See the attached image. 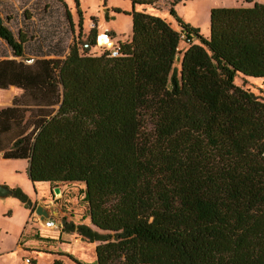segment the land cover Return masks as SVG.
<instances>
[{"label":"trees","instance_id":"trees-1","mask_svg":"<svg viewBox=\"0 0 264 264\" xmlns=\"http://www.w3.org/2000/svg\"><path fill=\"white\" fill-rule=\"evenodd\" d=\"M128 1L116 56L91 28L80 52L16 60L27 37L0 21V90H20L0 107V157L31 183H83L96 230H64L98 242L92 264H264V96L233 81L264 85V4L210 9L203 36L176 0L178 30L145 12L162 0Z\"/></svg>","mask_w":264,"mask_h":264},{"label":"rangeland","instance_id":"rangeland-1","mask_svg":"<svg viewBox=\"0 0 264 264\" xmlns=\"http://www.w3.org/2000/svg\"><path fill=\"white\" fill-rule=\"evenodd\" d=\"M170 1H159L156 8L146 6L144 10L165 18L173 29L178 30L167 13ZM241 1L176 0L173 10L182 22L197 28L205 36L210 9L236 7L243 4ZM253 1L264 4V0ZM112 9L120 12L114 13ZM135 9L139 11V8ZM124 11H130L128 0H0L1 22L13 35L16 36L19 30L27 37L22 57L16 58L24 61L57 54L63 57L72 45L80 52L81 46L89 43L87 35L91 28L95 29L94 42L97 46L105 44L108 47L111 45H107L108 42L125 41L130 35L131 21L128 15L122 13ZM103 33L108 35V39ZM186 46L180 41L178 50L181 52ZM85 53L98 55L100 51L92 46ZM177 56L179 58L180 53ZM10 57L9 48L0 39V58ZM173 66L178 69V60ZM233 81L264 96V85L258 89L242 83L239 76H235ZM19 92L12 86L0 90V107L10 104L11 98ZM4 95H8L6 101L1 102ZM26 166V161L22 159H0V181L3 180L6 187H18L27 197L25 202H20L13 194L0 196V264H25V258L31 259L34 264H51L54 259L62 264H76L72 259L79 264H92L98 242L88 243L74 232L64 230V225L69 223L83 224L96 230L87 216L83 183H31L26 175ZM55 187L59 188L57 194L53 191ZM27 201L30 205L26 204ZM36 206H41L53 216L55 228L43 227L46 218L35 214Z\"/></svg>","mask_w":264,"mask_h":264},{"label":"built area","instance_id":"built-area-1","mask_svg":"<svg viewBox=\"0 0 264 264\" xmlns=\"http://www.w3.org/2000/svg\"><path fill=\"white\" fill-rule=\"evenodd\" d=\"M103 34L108 39V35L105 34V33H103ZM180 38H181V40H183V42L184 41L185 42H189V39L185 38L184 35H180ZM108 43H106V44L108 45ZM110 44H111L110 46L106 47V48H109V56H116L118 54L117 53V49L112 46V43L111 42H110ZM84 46H86V45L84 44ZM99 46H104L105 47L106 45L104 44V45H99ZM43 227L44 228H48V229H53V228L56 227V224L54 223V220L52 218H46L44 220V222H43ZM24 262H25V264H30L31 260L28 259V258H25L24 259Z\"/></svg>","mask_w":264,"mask_h":264},{"label":"water","instance_id":"water-1","mask_svg":"<svg viewBox=\"0 0 264 264\" xmlns=\"http://www.w3.org/2000/svg\"><path fill=\"white\" fill-rule=\"evenodd\" d=\"M1 21V20H0ZM54 193L57 194L59 192V188L55 187L53 189ZM7 194H13L8 188L5 186L0 185V196H5ZM27 205H30V202L27 201ZM35 214L39 215L40 218L47 216V212L41 208V206H36L34 209Z\"/></svg>","mask_w":264,"mask_h":264},{"label":"crops","instance_id":"crops-1","mask_svg":"<svg viewBox=\"0 0 264 264\" xmlns=\"http://www.w3.org/2000/svg\"><path fill=\"white\" fill-rule=\"evenodd\" d=\"M241 78V77H240ZM242 83H246V84H250L251 86H253V87H255V86H257V85H259L260 84V80H258V79H252V78H244L242 81H241ZM8 96V95H7ZM7 96L6 95H4L3 97V100H1V102H5L6 101V98H7ZM12 99V98H11ZM10 102H11V100H10ZM10 104H4V106H9ZM0 159H3V158H1L0 157ZM22 160H24V159H22ZM27 164V163H26ZM49 184V183H48ZM0 185H2V186H5L6 187V185H5V182L2 180V181H0ZM6 188H8L9 190L10 189H13L12 187H6ZM18 188V187H17ZM42 208V207H41ZM43 209V208H42ZM53 216L49 213H47V216H44V218H52ZM31 260V259H30Z\"/></svg>","mask_w":264,"mask_h":264},{"label":"bare ground","instance_id":"bare-ground-1","mask_svg":"<svg viewBox=\"0 0 264 264\" xmlns=\"http://www.w3.org/2000/svg\"><path fill=\"white\" fill-rule=\"evenodd\" d=\"M109 43H110V42H109ZM109 43H108V45H110Z\"/></svg>","mask_w":264,"mask_h":264}]
</instances>
